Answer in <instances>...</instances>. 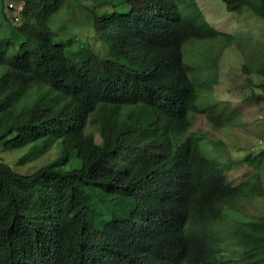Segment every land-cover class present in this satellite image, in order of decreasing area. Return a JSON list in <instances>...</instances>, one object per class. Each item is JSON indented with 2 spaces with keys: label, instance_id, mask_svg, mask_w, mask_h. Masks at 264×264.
I'll return each instance as SVG.
<instances>
[{
  "label": "trees",
  "instance_id": "16d2710c",
  "mask_svg": "<svg viewBox=\"0 0 264 264\" xmlns=\"http://www.w3.org/2000/svg\"><path fill=\"white\" fill-rule=\"evenodd\" d=\"M66 1L20 0L0 33V143L56 153L30 174L0 160V264H264V218L227 181L263 179L264 149L234 159L189 133L192 116L223 127L236 112L207 102L220 54L198 65L183 48L231 37L197 0H93L80 8L104 45L74 51L50 27ZM222 2L264 24V0Z\"/></svg>",
  "mask_w": 264,
  "mask_h": 264
},
{
  "label": "rangeland",
  "instance_id": "374dc122",
  "mask_svg": "<svg viewBox=\"0 0 264 264\" xmlns=\"http://www.w3.org/2000/svg\"><path fill=\"white\" fill-rule=\"evenodd\" d=\"M19 2L0 0V33L8 34L20 25V20L15 24L10 19V15L19 10ZM92 3L93 0H67L64 8L50 21V27L57 33L54 40L74 51L87 46L101 51L103 34L93 29L91 22L86 21L85 11L80 8L90 7ZM9 4L14 6V12L7 9ZM197 4L206 22L214 30L230 36L231 43L223 49L216 40H192L183 48L185 60L200 65L220 54L217 82L210 88L207 102L231 108L236 116L233 123L217 127L209 123L204 114H197L191 117L189 133L199 132L207 140L222 141L230 156L241 160L264 149V102L254 97L259 93L258 86L264 85V77L259 72L264 58V24L246 13H228L222 0H197ZM189 50L192 51L190 55ZM87 133H92L98 142L97 128L90 126ZM29 148L5 152L0 143V160L18 173L30 174L56 157L55 150L36 156L37 153L29 152ZM227 181L245 195L248 215L264 218V178L243 167L228 174Z\"/></svg>",
  "mask_w": 264,
  "mask_h": 264
},
{
  "label": "built area",
  "instance_id": "2783aa9c",
  "mask_svg": "<svg viewBox=\"0 0 264 264\" xmlns=\"http://www.w3.org/2000/svg\"><path fill=\"white\" fill-rule=\"evenodd\" d=\"M7 9H8L9 11H11V12H14V7H13L12 4H9V5L7 6ZM10 19H11V21H12L13 23L16 24L17 22H19L20 17L18 16L17 13H12V14L10 15Z\"/></svg>",
  "mask_w": 264,
  "mask_h": 264
}]
</instances>
